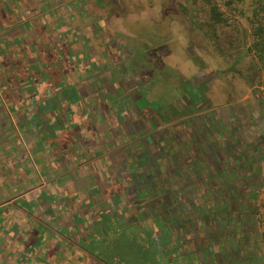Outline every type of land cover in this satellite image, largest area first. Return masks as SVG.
Returning a JSON list of instances; mask_svg holds the SVG:
<instances>
[{"label":"rangeland","instance_id":"rangeland-1","mask_svg":"<svg viewBox=\"0 0 264 264\" xmlns=\"http://www.w3.org/2000/svg\"><path fill=\"white\" fill-rule=\"evenodd\" d=\"M184 1L86 0L81 9L76 8V16L69 17L73 25L81 22L70 31L61 27L54 33L51 25L44 32L38 26L36 34L44 37L45 43H39L45 44L44 49L29 45L25 36L15 34L13 44L0 51V106L4 109L6 104L13 109L17 100H21L22 106L28 105L30 91L34 89L42 93L43 89L71 90L74 101L77 80H69L66 75H79L74 71L82 70L87 61L73 50L81 46L84 52L86 44L82 38L89 41L93 34L98 45L103 46L102 54L109 56L110 63L102 61L100 66L91 60L88 68H97L95 78L102 68L108 69L102 76L103 84L108 85L107 93L114 89L113 93L107 94L104 89L100 93L98 99L103 100L102 108L109 111L110 117L105 123L98 114L97 123L101 128L108 125L113 133H119V139L128 138L123 143L113 140L118 143L114 148L121 152L115 162L120 175L131 176L134 169L151 181L150 190L141 194L148 197L147 203L142 200L145 207L133 210L130 222L134 224H123L125 219L119 218L125 210L123 204L116 203L113 213L109 211L111 196L120 192L123 181L115 171L106 172L109 168L103 165L98 171L93 163L80 169L76 176L95 174L99 184L89 188V194H82V201H77L81 197L72 186L83 181L74 175L72 186H61L58 195H46L44 199L55 200L48 205L49 217L56 212L55 202L63 203L64 209H58L61 214L57 213V224L48 223L56 239L61 237L59 233L65 234L63 238L81 247L78 252L91 253L104 264H142L141 256H149L160 248L155 241L158 236L169 239V234L174 233L183 241H179L180 251L168 248L172 256L176 253L180 259L173 264H264L258 251L264 233V104L256 88L246 80L251 60L239 41L231 49V56L220 57L204 33L179 10L177 3ZM231 17L243 29L248 28L239 14ZM71 35L81 45L69 46L65 41L67 47L56 50L54 42ZM35 57H41L39 63ZM54 103L48 106L50 111L57 106L64 108L59 99ZM42 107L45 109V104ZM41 120L43 124L51 122L49 114ZM77 124H81L79 120ZM15 132L16 136L29 134L20 126ZM72 136L69 131L66 140ZM14 162H8L4 172L14 173ZM2 179L5 181L0 184V200L15 199L19 194L14 190L22 189L16 183L22 179L17 175ZM247 186L258 189L259 197L246 198ZM117 197L115 200L121 203ZM20 204L29 210L30 203ZM250 204L261 213L251 214ZM11 206L0 209V221H4L0 238L6 244L0 251V264L12 263L6 256L16 251L17 243L12 237L20 230L18 220L11 221L19 215ZM42 231L29 232V237L35 239L32 246L43 250L37 255L39 264L47 254ZM7 234L11 236L7 238ZM57 243L64 253H71L70 244ZM32 246L16 251L17 257L24 253L25 260L30 261ZM59 246L52 245V249L58 251ZM34 251L38 253L33 249L32 254ZM61 260L60 264L67 263L65 257ZM12 261L15 264L14 258ZM33 262L37 264L35 259Z\"/></svg>","mask_w":264,"mask_h":264},{"label":"crops","instance_id":"crops-1","mask_svg":"<svg viewBox=\"0 0 264 264\" xmlns=\"http://www.w3.org/2000/svg\"><path fill=\"white\" fill-rule=\"evenodd\" d=\"M54 2L67 3L68 0H0V50L6 48L7 43H11L18 32L26 30L22 34H28V31L33 33L34 28L37 29L39 25L41 26L44 23V18L52 14L53 6L56 5L53 4ZM66 16L70 17V12ZM64 23L65 21H61V24H59L64 25ZM45 28L48 27L45 26ZM6 39H9L8 42L5 41ZM33 42L35 40L31 41L30 44H33ZM37 62L39 63V59H37ZM89 66H91L90 59L82 66V70L78 72L79 75L75 77H72L73 73L66 75L69 80H77L76 86L78 88L75 89L76 97L73 99H76L74 101L71 99L73 96L71 90L56 88L55 90L44 91L45 89H43L42 93V91L34 89L30 91L28 105L26 106L20 105L21 100L13 103V109L8 104H6L5 109L0 106V184L5 181L2 178L6 179L13 175H17L18 178L22 179L16 181L17 187L20 185L22 189L17 190L14 187L16 189L14 191L19 194L15 196V199L0 200V209L12 205L19 214L11 219V221L17 219L20 228L19 234L12 237L18 244L21 241V247L14 246L15 249L17 247V250H24L23 241L26 244L25 251L32 245L34 241L33 237L30 239L29 232L37 230L35 227L37 223H42V235H55L53 230L50 229L51 224L48 223L51 221L53 223L57 222L54 221L59 217L57 213H54V217L51 215L46 219L45 216H42L44 215L43 210L45 212L48 208L49 201H52L50 203L55 201L47 199L44 201L46 195L54 196V193L58 195L61 186L70 187L73 184L70 182L71 176L74 175L75 179L83 181L81 184L83 187L78 182L75 183L76 187L71 185L74 192L81 197L77 201H82V194L87 192L89 194L88 189H92L99 184L95 174L87 173L80 175L79 178L76 177L79 175L78 173H81L79 172L80 169L91 163L97 168L94 162L100 165L102 157L109 154L112 156L113 151L102 155L103 144L112 136L111 129L109 128V131L103 132V128L106 129V127L101 128L98 125L97 120L99 117L96 119L98 114L92 117L94 121L89 118L90 121L88 115H86L87 105L94 106L97 103L96 95L89 86L94 77L88 71ZM105 71L106 69L102 70L100 79L103 78ZM104 87H106L105 91L107 93L108 87L102 83V89ZM73 90L72 92H74ZM100 92L104 93V90L100 89ZM57 99L62 102L64 108L57 106L56 109L50 111L48 106L54 105ZM81 99L85 101L86 107L78 105ZM44 104L45 109L42 107ZM47 114H49L51 122L49 124L40 123L43 116ZM85 118L88 120L86 121ZM77 120L80 121V125L77 124ZM12 124L13 126H11ZM19 126L29 134L16 136L15 128H19ZM69 131L73 136L71 139L66 140ZM101 132H103L102 134L108 133L105 136L106 140H103L104 138L100 135ZM12 160L15 161L13 166L15 172H4L8 169L6 167L8 162ZM20 203H30L29 210ZM55 204L58 209H64L61 201L58 200ZM9 223L13 224L12 222ZM2 225H4V221H0V228H2ZM0 234H2L1 229ZM10 236L7 234V238ZM17 237L20 238L19 241H17ZM2 239L0 238V250L6 247V244L1 242ZM17 256L18 254H15V264L20 263ZM22 257H24V253ZM11 262L13 264L12 259Z\"/></svg>","mask_w":264,"mask_h":264},{"label":"flooded vegetation","instance_id":"flooded-vegetation-1","mask_svg":"<svg viewBox=\"0 0 264 264\" xmlns=\"http://www.w3.org/2000/svg\"><path fill=\"white\" fill-rule=\"evenodd\" d=\"M81 3H84V5H85L86 0H68L67 3H65V2H54L53 4L54 5L56 4L55 6L52 5L54 7V10H53V12H52V14L50 16H47V17L44 18L45 19V20H43L44 23H42L41 26L39 27L40 30L46 32V31L50 30V26L52 25L54 33H58L57 30H60L59 28H61V27L62 28L66 27L65 30L66 31L67 30L70 31L73 28L74 25H81V22L80 23H78V22L74 23V25H73V22L69 19V17L66 16L70 12V14L75 17L76 15H75L74 12H75L77 7H78L77 9H81L82 8V4ZM66 19H67V21H66ZM64 20H65L64 25H60L61 21L64 22ZM79 21H81V20H79ZM65 24H67V26ZM45 26L48 27V28H45ZM25 31L26 30H23L21 32H18L17 34L25 36V39L27 40L29 45H30L31 41L35 40L36 43L33 42L32 45L35 44L37 48L39 46H41V47L44 46L45 47V44L44 45H40L39 44V43H45V40H44V37L41 34H39V33L36 34V29L34 30L33 33L28 31L27 32L28 34H22ZM91 35H92L91 36V40H89V41H86L87 40L86 37L82 38L84 40L85 44H86V46L83 47V48H86V49H84V52L81 49V46L73 47L74 52L75 53L77 52L78 53L77 55L80 56V57L82 55H84V57L87 58L86 62H88V60L90 59V61L93 60V61H95L94 63H96V65L100 64V66L102 64V61L104 62V64L105 63H110L109 56L106 57V56H104L102 54L103 46L98 45L99 43L96 41V39H94L95 38L94 35L93 34H91ZM13 38L14 39H12L11 43L13 42V40L16 39V37H13ZM65 38H66V36L64 38H60L59 37V40L54 42V43H57L56 50H62L63 48L67 47L65 45V43H66L65 41L68 42L69 46H71L73 44H76V43L81 45V43H79L78 39L73 38V35H71V37H68L66 39ZM71 39L73 40V43L71 42ZM75 40H76V42H75ZM9 44L10 43L8 42L7 45L9 46ZM8 46H6V48H3L2 50H7ZM44 47H43V49H44ZM105 51H107L106 48H105ZM40 58H36V60L40 59ZM103 69H106V68H102L100 71H98L99 74H98L97 78H95V76L97 75V74H95V73H97V68H95V69H91L90 68L89 69V72L94 75V78H95V81H96V82H92L91 84H89V86H90L91 90L94 92V95H96L97 103L94 106L87 105V107H86L85 101H83L81 99L80 104H78V105L80 107L85 106L87 108L86 115H88V119L90 118V119L93 120L92 117L95 114H99L100 113V114H102V121L106 123L108 121L109 117H110V114H109V111H107L106 109L103 110L102 105H101L103 103V100L102 99H100V100L98 99L99 95H101L100 93H102V92H100V89H101L100 87H101L103 81H102V79H100V77H101V72H102ZM79 71H80L79 68H76L74 73L76 74ZM28 73H30V72H28ZM116 74H120V76H121L120 72H118ZM24 75L26 76V74H24ZM128 76H130V74H128ZM103 85L108 87L107 84H103ZM103 89L105 90L106 87H104ZM103 89H101V90H103ZM113 92H114V89L111 92H108V93H113ZM110 101L114 102L112 98H111ZM99 109L102 110V111H100ZM144 118L147 119V116L144 115ZM88 119H86V121ZM105 126H106V129H103V132H105L106 130L109 131V126L108 125H105ZM148 129L150 130V128H148ZM103 132H101L100 135H102V137L104 138L103 140H106L105 136H107L108 133L102 134ZM112 136L113 137L109 138V140L106 141V143H104V146H103L104 148H103V151H102V155L103 154L106 155V153H110V152L112 153V151H113L112 156H111V154H109L108 156L102 157V161H101L100 165L96 162V166H97L98 171L103 169L102 168V165H103L104 168L105 167L109 168V169H107L106 172H109V170H113V171L116 172V174L120 175L122 172L119 170L118 162H115V161L120 158L119 154H121V152H120V149L118 147L114 148V144L118 145L117 142H119V140L121 141V143H123L124 141L126 142L128 140V138L127 137H121V139H119V136H120L119 133L115 134L113 132H112ZM115 139H116L117 142L113 143V140L115 141ZM110 140H111V142H110ZM130 174H131V176H127V177H125L123 175H120V179L123 181L122 182L123 186H121V188L119 190L120 192L118 194L116 193V195H112L111 196L112 197V203H111L112 205L109 208V211H111V214H112L114 205L116 203H117V205H122L123 204L125 210H123L121 212V217H119V218L125 219L123 224H127L128 226H131L132 224H134V223L130 222L133 219V217H134V213H132L133 210L145 207V203H142V200L146 202L145 199H147L148 197L146 198V196H142L141 194H142V192H145V189H149L148 187L151 185L150 184L151 181L147 180L145 177L142 178L143 176H145V174H139L138 172H135L134 169H131L129 175ZM105 176L111 177L109 174H106ZM112 176H113V174H112ZM136 177H138V179H136ZM141 180L143 182H141V185H139L138 182L141 181ZM126 184H128L130 187L126 188ZM137 187H138V190L141 189L142 191L138 192V190L136 189ZM116 196H118L120 198L119 200H121V203H119L118 200H115ZM135 198H137V199H135ZM49 204H50V201H49ZM54 209L56 210V212L52 213L53 216H54V213H60V211L58 210V207H55ZM115 209H118V207H116ZM40 210H42V209H40ZM46 212H47V209L45 210V212H44V210L42 212V213H44V215H42V216H45L44 217L45 219L49 216V214L46 213ZM172 219H174V218H172ZM49 221H51V220H49ZM51 224L52 225L53 224H57V222H55V223L51 222ZM165 224H166V221H165ZM41 225H42V223H40V224L37 223L35 225V227H36L38 232L40 230H43ZM66 233H67V231H66ZM59 235L61 237H59L58 239H56L57 235H53V236L44 235L45 236V243H47V248H46V253L47 254H46L45 258L43 259V261H41V262H43L42 264H45L47 262V260L50 261L49 264H60V262H62V260H61L62 257H65V259H66L67 263H65V264H104L102 262H99L98 258L93 256L91 253L78 252L79 249H81V247L73 246L71 244L73 242L72 240H68V239L63 238L64 236H66L65 234L59 233ZM158 235H160V234H158ZM48 236H50V237H48ZM169 237H170L169 239L168 238L165 239V237L162 236V235L160 237L158 236V239L155 240V241H156V245L160 246V248H158V250H155V253H153L151 251L152 244L151 245L149 244V251H150V253L152 252L151 255H149V256L147 255L146 256V254H145V255L141 256L142 254L139 253V255L142 257V261H141L142 264H156L157 261H159L161 264H166L168 262H172V264H173L175 261L180 260V259L177 258V256H175L176 253H174V255H173L174 257H173L172 256L173 252H170L171 250H169L168 248H171V249L172 248H176L177 250L176 251L174 250V252L180 251V249L178 247H179L180 242L183 241V240H182V238L179 235H177V237H176L175 233L174 234H169ZM30 238H32V237H30ZM17 239H18L17 241H19L20 238L17 237ZM59 240H61V241H59ZM33 241L35 242L34 238H33ZM57 241L58 242H62L63 241L65 244H70L69 247H68V250L71 253L70 254L64 253V248L59 246ZM146 241L149 242V239H147ZM15 243H17V244H15V246H17V247L20 246V244H18V242H15ZM22 244L24 245L23 247H24V251H25L26 244L24 243V241L22 242ZM52 245L56 246V248L59 246V250L58 251L53 250L52 249ZM17 247L15 249L16 251H18ZM33 249H36V252H38V253L34 254L35 253V251H34L33 254H32V250ZM38 249L39 250H37V248L35 246L31 247V251H30L31 253L29 254V256H30V261L32 262V264L34 263L33 259H35L37 264H39V260H37V255L39 253L41 254L43 250H41L42 248H38ZM0 251H2V249ZM16 251H14V254H13L14 256L13 257H10V256H12L11 254L6 256V257H10L11 259H13V258L15 259V254H17ZM35 255H36V257H34ZM2 257H5V256H2ZM25 259L26 258L22 257V254H21V256L19 257V261H20L19 264H23V263L24 264H28V263H30V261L27 262L26 261L27 259L26 260ZM41 262H40V264H41Z\"/></svg>","mask_w":264,"mask_h":264},{"label":"trees","instance_id":"trees-1","mask_svg":"<svg viewBox=\"0 0 264 264\" xmlns=\"http://www.w3.org/2000/svg\"><path fill=\"white\" fill-rule=\"evenodd\" d=\"M177 6L183 16L210 40L220 57L226 59L231 56L235 43L242 42L244 54L251 60L246 80L256 88L264 104V0H222L221 3L218 0H185L178 2ZM232 14L244 18L248 28L243 29L235 16L231 17ZM244 191L246 198L259 197L255 187L247 186ZM250 206L251 214L261 213L256 206ZM258 251L264 261V233Z\"/></svg>","mask_w":264,"mask_h":264}]
</instances>
